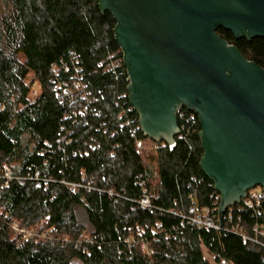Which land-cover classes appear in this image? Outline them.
I'll return each instance as SVG.
<instances>
[{
	"label": "trees",
	"instance_id": "1",
	"mask_svg": "<svg viewBox=\"0 0 264 264\" xmlns=\"http://www.w3.org/2000/svg\"><path fill=\"white\" fill-rule=\"evenodd\" d=\"M99 3L0 0V264H210L204 247L217 262L264 264L263 246L169 211L188 208L196 192L198 205L220 216L221 194L201 168L200 118L184 107L174 148L136 150V137L150 138L129 100L127 67L105 70L108 57L123 51L116 18ZM217 33L264 68V37ZM72 53L92 96L90 112L72 66L59 73L68 94L55 89L52 66L70 64ZM127 117L131 126L122 128ZM70 184L79 185L75 192ZM144 188L151 209L140 204ZM229 211L232 222L264 223V202L258 215L243 200L230 206L224 226ZM13 222L33 237H16Z\"/></svg>",
	"mask_w": 264,
	"mask_h": 264
},
{
	"label": "water",
	"instance_id": "2",
	"mask_svg": "<svg viewBox=\"0 0 264 264\" xmlns=\"http://www.w3.org/2000/svg\"><path fill=\"white\" fill-rule=\"evenodd\" d=\"M99 5L117 20L129 100L144 136L174 148L179 108L198 114L201 168L221 194V227L230 206L249 190L264 188V68L217 29L236 38L264 37V0H100Z\"/></svg>",
	"mask_w": 264,
	"mask_h": 264
},
{
	"label": "built area",
	"instance_id": "3",
	"mask_svg": "<svg viewBox=\"0 0 264 264\" xmlns=\"http://www.w3.org/2000/svg\"><path fill=\"white\" fill-rule=\"evenodd\" d=\"M69 62H62L60 65H53L52 69L54 74L56 75V86L55 89L63 95L68 94L69 86L68 81L65 79H59V73L61 71L68 72L70 71V67H73V80L74 84L81 94V98L85 101V111L90 112L92 110V96L89 94L86 84L83 81L82 68L78 66V61L75 59L74 54L72 53ZM124 65V57L123 55H119L118 53L112 54L108 57L105 63V70H117L121 66ZM185 106L179 108L177 115L181 114V116L185 117L183 112V108ZM193 112V111H192ZM121 113L124 115L127 114L126 109L122 108ZM194 115V114H193ZM194 118V117H193ZM132 120L130 117H127V120L121 124L122 128L130 127ZM184 123L180 127L184 129ZM180 134V133H179ZM178 134V135H179ZM160 143L153 141L152 139L144 140L142 138H135V147L138 152H142L146 149H158ZM3 178L8 183L9 180L13 178L12 172L9 168L5 169ZM141 185H145V180L142 179L140 182ZM78 184H70V188L73 192L76 191ZM189 198L191 200V204L188 208L186 207H178L172 208L169 211L174 215L181 216L183 219L188 220L191 224L196 226L199 229H214L217 231H221L224 227L226 230H229L237 235H239L243 243L253 242L255 244L261 245L264 247V223L255 220L251 227L248 226L246 222H244L241 217H238L236 222L233 221L232 212H228V223L226 226L221 225L220 227V216L215 213V211L210 207H200L197 202L196 192H192L189 194ZM243 202L246 208L253 210L254 215H258L261 213L260 207L264 202V188L256 187L248 191L247 196L243 197ZM178 204V202H175ZM140 204L145 209H151V197L147 190L144 188V194L140 199ZM12 228L16 237H21V239H28L33 237V231L23 228L19 225L18 222L12 223ZM220 229V230H219Z\"/></svg>",
	"mask_w": 264,
	"mask_h": 264
},
{
	"label": "rangeland",
	"instance_id": "4",
	"mask_svg": "<svg viewBox=\"0 0 264 264\" xmlns=\"http://www.w3.org/2000/svg\"><path fill=\"white\" fill-rule=\"evenodd\" d=\"M38 91H39V86L36 84L34 86L33 95L37 93ZM203 252H204L205 257L210 262V264H228L227 261L223 263V260H221L220 262H217L215 256L211 254L206 247L203 248Z\"/></svg>",
	"mask_w": 264,
	"mask_h": 264
}]
</instances>
